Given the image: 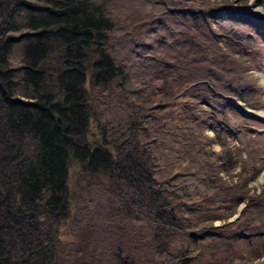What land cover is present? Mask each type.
<instances>
[{
	"label": "trees",
	"instance_id": "obj_1",
	"mask_svg": "<svg viewBox=\"0 0 264 264\" xmlns=\"http://www.w3.org/2000/svg\"><path fill=\"white\" fill-rule=\"evenodd\" d=\"M249 2L0 0V264H264Z\"/></svg>",
	"mask_w": 264,
	"mask_h": 264
},
{
	"label": "rangeland",
	"instance_id": "obj_2",
	"mask_svg": "<svg viewBox=\"0 0 264 264\" xmlns=\"http://www.w3.org/2000/svg\"><path fill=\"white\" fill-rule=\"evenodd\" d=\"M250 4H249V8L250 11H252V13L255 16H259V17H264V0H257V2H255L254 0H249ZM255 75L257 77V85L262 87L264 89V69L263 71H255ZM263 102H264V92L262 91L261 93ZM241 102H238L237 105L240 106V108L238 110H236L237 112H232L231 113V118L234 122H239V123H245V122H241V120H243L242 118L239 117V115L245 116L251 124L252 126V131L254 133H259L264 135V117H260L258 114L261 112H264V106L262 109L260 110H252L249 109L247 107L244 106V104H242ZM264 104V103H263ZM244 107V108H243ZM254 115L257 117L255 118ZM206 134L209 136H214L213 132L211 130H207ZM256 139V138H255ZM248 140L243 141L242 138H238V137H233L231 139H229L227 142L229 143V148L230 149H243L244 153H243V157L244 159H250L249 155H248ZM256 142V141H255ZM258 146H261L264 143V139L262 141H260V139L257 138V142ZM214 151L219 152L221 151V146L219 144L214 145ZM241 165L238 164V166L236 167V169H234L231 173V175H237L241 173ZM80 169L77 166H72L71 171H70V189L72 191L77 190V179H78V174H80ZM224 176V175H222ZM224 178L226 179V181H232L231 179H229L228 176H224ZM236 182V178L234 179ZM248 188L250 190L251 193H257L260 194L262 192V190H264V170L261 173V175L254 181H251L248 185ZM245 206H241L238 210V214L235 217H240V212L244 209ZM233 217L230 222H234V218ZM217 225H219V223H217ZM70 226H64L60 233H61V239L62 240H68L71 239V234H70Z\"/></svg>",
	"mask_w": 264,
	"mask_h": 264
},
{
	"label": "bare ground",
	"instance_id": "obj_3",
	"mask_svg": "<svg viewBox=\"0 0 264 264\" xmlns=\"http://www.w3.org/2000/svg\"><path fill=\"white\" fill-rule=\"evenodd\" d=\"M255 2H257V0H254ZM259 17V16H258ZM260 117H264V112H261L258 114Z\"/></svg>",
	"mask_w": 264,
	"mask_h": 264
},
{
	"label": "water",
	"instance_id": "obj_4",
	"mask_svg": "<svg viewBox=\"0 0 264 264\" xmlns=\"http://www.w3.org/2000/svg\"><path fill=\"white\" fill-rule=\"evenodd\" d=\"M254 117L257 118L255 115H254ZM237 218H238V217H235L234 220L237 219Z\"/></svg>",
	"mask_w": 264,
	"mask_h": 264
}]
</instances>
